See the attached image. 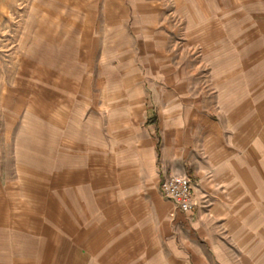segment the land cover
Listing matches in <instances>:
<instances>
[{"label":"rangeland","instance_id":"rangeland-1","mask_svg":"<svg viewBox=\"0 0 264 264\" xmlns=\"http://www.w3.org/2000/svg\"><path fill=\"white\" fill-rule=\"evenodd\" d=\"M9 1L0 264H264V0ZM174 105L226 143L180 240L147 190Z\"/></svg>","mask_w":264,"mask_h":264},{"label":"crops","instance_id":"crops-1","mask_svg":"<svg viewBox=\"0 0 264 264\" xmlns=\"http://www.w3.org/2000/svg\"><path fill=\"white\" fill-rule=\"evenodd\" d=\"M9 2V0H0V28L8 17ZM167 108L166 112L172 116L161 117L158 111L156 120L146 126L149 134L155 138V140L150 139L152 174L147 190L155 203L163 204L165 207L172 204L170 211H165L163 215L166 230L172 227L180 240V233L185 236L184 233L192 230L190 226H194L192 222L194 217L202 210H210L215 205L212 194L216 191L212 184L216 177L217 166L213 154H216L217 148L226 150V143L221 141L223 134L218 124L208 117L196 113L194 116L196 123L192 122L191 118L187 123L184 121L185 117L180 116L179 106ZM223 161H227V158ZM186 174L190 175L192 180L193 208L191 211L182 212L160 194L159 182L168 175Z\"/></svg>","mask_w":264,"mask_h":264},{"label":"built area","instance_id":"built-area-1","mask_svg":"<svg viewBox=\"0 0 264 264\" xmlns=\"http://www.w3.org/2000/svg\"><path fill=\"white\" fill-rule=\"evenodd\" d=\"M160 194L171 201L180 211L193 208L192 180L188 175H168L159 182Z\"/></svg>","mask_w":264,"mask_h":264}]
</instances>
